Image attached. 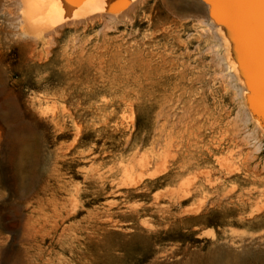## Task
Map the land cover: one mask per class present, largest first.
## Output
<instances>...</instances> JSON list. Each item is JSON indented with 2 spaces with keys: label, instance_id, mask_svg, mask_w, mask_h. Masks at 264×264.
Returning a JSON list of instances; mask_svg holds the SVG:
<instances>
[{
  "label": "rangeland",
  "instance_id": "374dc122",
  "mask_svg": "<svg viewBox=\"0 0 264 264\" xmlns=\"http://www.w3.org/2000/svg\"><path fill=\"white\" fill-rule=\"evenodd\" d=\"M37 2L0 0V264H264V130L208 11L134 1L30 52Z\"/></svg>",
  "mask_w": 264,
  "mask_h": 264
},
{
  "label": "bare ground",
  "instance_id": "6f19581e",
  "mask_svg": "<svg viewBox=\"0 0 264 264\" xmlns=\"http://www.w3.org/2000/svg\"><path fill=\"white\" fill-rule=\"evenodd\" d=\"M19 1L21 3L23 0ZM134 1H139L140 4L143 3V0H38L37 3L28 7L37 9L41 15L39 14V18L36 15L30 17L29 23L33 25L36 23L40 25L48 23V26L45 29L32 31V36L28 35L24 28H20L19 37L31 38L30 49L27 50L33 52V47L36 44L38 45L34 40L42 37L45 31L47 35H52L51 33L56 31L55 28H57L53 29V26H58L62 22L64 24L67 20H70L68 21L69 23H71V20L85 19L87 21L88 18L95 14L101 16L112 13L113 16V14L126 9ZM190 6L197 9V11L201 10L204 15L205 11L203 10L208 11L211 23L216 26L214 29H216L217 39H219L220 45H223L226 50V54H224L229 56L230 64L240 74V80L244 87V104L247 106L250 116H254L261 129L264 130V4H262L261 0H201V3L196 0L192 1ZM99 15L98 17H100ZM108 17H111L110 14ZM93 18L91 17L90 19ZM24 44L28 46L29 42L25 40ZM12 46L14 45L12 44ZM0 114L2 119L8 123H11L9 122L11 120H17L15 106L12 103L0 104ZM11 124V126L8 125L10 133L15 131L13 128H17L18 123ZM14 220L16 219L14 218ZM241 263L243 264V262Z\"/></svg>",
  "mask_w": 264,
  "mask_h": 264
},
{
  "label": "snow or ice",
  "instance_id": "6c2138e0",
  "mask_svg": "<svg viewBox=\"0 0 264 264\" xmlns=\"http://www.w3.org/2000/svg\"><path fill=\"white\" fill-rule=\"evenodd\" d=\"M262 4H264V0H261Z\"/></svg>",
  "mask_w": 264,
  "mask_h": 264
}]
</instances>
